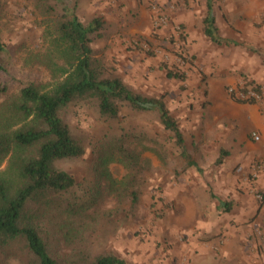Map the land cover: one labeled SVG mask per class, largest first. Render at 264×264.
Wrapping results in <instances>:
<instances>
[{"label":"rangeland","instance_id":"rangeland-1","mask_svg":"<svg viewBox=\"0 0 264 264\" xmlns=\"http://www.w3.org/2000/svg\"><path fill=\"white\" fill-rule=\"evenodd\" d=\"M212 1L220 27L228 37L234 36L235 31L248 33L250 18L259 20L256 10L264 6V0ZM147 2L152 15L154 4L163 8L159 0ZM189 3V0H177L174 6ZM192 3L206 13V0ZM124 5L125 1L121 7ZM84 8L86 11L89 7ZM61 12L58 0H0V41L4 43L0 61L5 67L0 71V87L4 88L0 90V104L29 82L49 80L48 69L38 61V52L46 48L43 37L46 26ZM151 23L150 37L155 39L161 36L162 27L155 33L153 17ZM176 25L181 26L179 32L175 31ZM172 26L166 37H160L161 42L140 38L142 35L136 33L121 41L123 50L117 45L111 52L115 44L112 47L103 43L104 39L95 41L94 46L103 53L106 63L114 65L136 91L165 96L184 138H189L195 127L192 122L199 120L208 100V76L201 68L197 69L198 61L186 44L182 24L172 23ZM135 41L140 44L136 45ZM178 56H182L184 62L178 61ZM170 68L183 72L185 79L169 76ZM62 116L75 137L87 145L80 157L56 162L77 180L94 179L100 153L119 134H124L125 144L134 148L140 157L133 171L126 161L120 160V155L106 165L116 180L133 173L141 196L138 205L132 207L129 200L104 195L94 217L98 227L88 230L92 250L116 252L132 264H264V189L258 186L257 178H252V173L246 177L252 182L247 189L250 200L225 199L230 201V208L235 204L239 209L238 213L227 215L224 213L228 211L226 205L216 206L217 188L211 184L208 189L204 187L201 173L187 165L180 148L159 122L157 112L136 111L124 105L120 118L108 122L88 102L76 101L63 109ZM188 147L192 159H199L197 145L191 147L189 142ZM203 165L208 164L203 162ZM4 166L5 161H0V169ZM176 185L181 186L179 197L175 195ZM257 194H261V198ZM25 255L17 245L10 257L0 253V264H27Z\"/></svg>","mask_w":264,"mask_h":264},{"label":"trees","instance_id":"trees-1","mask_svg":"<svg viewBox=\"0 0 264 264\" xmlns=\"http://www.w3.org/2000/svg\"><path fill=\"white\" fill-rule=\"evenodd\" d=\"M58 1L62 12L46 26V48L38 52L49 80L29 82L0 104V161H5L0 169V253L10 257L20 245L27 264H132L116 252L92 250L88 230L98 227L94 217L104 195L129 200L132 207L138 205L141 188L134 174L116 180L106 165L120 155L133 171L139 165V154L119 134L100 153L94 179L77 180L56 163L80 157L87 149L86 142L72 133L63 109L72 102H88L108 122L120 118L124 105L136 111H155L187 165L197 164L165 96L136 91L94 46L105 34L103 17L83 20L77 13L80 0ZM213 7V1L206 0L205 35L217 44L234 43L219 33ZM3 50L0 41V54ZM4 68L0 61V71ZM167 74L185 79L183 72L171 68ZM244 80L245 88L260 86Z\"/></svg>","mask_w":264,"mask_h":264},{"label":"crops","instance_id":"crops-1","mask_svg":"<svg viewBox=\"0 0 264 264\" xmlns=\"http://www.w3.org/2000/svg\"><path fill=\"white\" fill-rule=\"evenodd\" d=\"M124 1L125 5L121 7ZM162 1L163 8L160 7L170 17V23L160 29L161 36L155 39L161 42L160 37L170 33L172 23H181L186 44L196 55L197 69L201 68L208 76V100L202 107L199 120L192 122L195 127L190 131V137L184 138L185 145L189 149L188 143L191 142V147L197 145L199 148V159L195 160L197 166L194 167L201 173L206 189L209 184L217 188V208L226 205L228 211L223 210L224 213H238V207L234 204L231 209L230 201L225 199L250 200L247 189L252 182L247 181L246 177L253 172L257 163V183L264 189V96L262 101H236L230 96L228 87L244 78L264 85V6L256 10L259 20L250 18L248 25L238 21L239 24L247 25L249 31H235L234 36H231L233 39L226 36L220 27L213 7L219 33L234 42L217 44L205 35L203 18L206 13L203 8L192 3L194 0H189V5L178 4L177 7L174 6L177 0ZM147 5V0H80L77 13L83 20L92 16L103 17V43L112 47L115 44L111 49L113 52L117 45L123 50L121 41L136 33L142 35L140 38L147 37L155 43L156 40L150 37L153 15ZM84 6L90 9L85 11ZM154 32L158 33V30ZM252 132H257L260 140H255ZM203 162L208 165L205 167ZM196 178L193 176V179ZM176 188L175 195L179 197L181 186L176 185Z\"/></svg>","mask_w":264,"mask_h":264},{"label":"built area","instance_id":"built-area-1","mask_svg":"<svg viewBox=\"0 0 264 264\" xmlns=\"http://www.w3.org/2000/svg\"><path fill=\"white\" fill-rule=\"evenodd\" d=\"M169 23V17L164 10L157 4L153 5V27L155 30L160 29L161 27L166 26ZM181 29L180 25L175 26V31L179 32ZM136 45L140 44L139 41H135ZM146 46V44H143ZM185 59H188V56L185 53H182ZM166 59H169L168 55H165ZM178 61L184 62L182 56H178ZM245 80L242 79L235 85H230L228 87V92L230 96L233 98H237L238 100L245 101H262L264 96V85L260 84V86H244ZM252 136L255 140H260V135L257 132H252ZM258 163L254 166L252 172V178L256 179L258 177ZM259 198H261V194H257Z\"/></svg>","mask_w":264,"mask_h":264}]
</instances>
